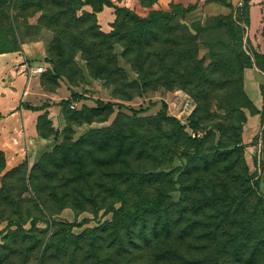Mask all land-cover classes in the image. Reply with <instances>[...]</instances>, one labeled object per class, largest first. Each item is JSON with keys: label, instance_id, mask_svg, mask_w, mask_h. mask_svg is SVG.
<instances>
[{"label": "rangeland", "instance_id": "rangeland-1", "mask_svg": "<svg viewBox=\"0 0 264 264\" xmlns=\"http://www.w3.org/2000/svg\"><path fill=\"white\" fill-rule=\"evenodd\" d=\"M9 1L5 2L9 5V31L0 34V54L18 53L24 60L48 63L39 75L40 87L47 96L34 104L22 93L21 103L42 105L38 110L47 120L42 133L54 139L51 148L34 161L7 166L5 160L0 185L1 174L16 167L20 177L11 180V192L21 200L17 203L25 206L36 198L35 190L27 187L29 173L46 159L54 170L43 181L46 185L60 188L82 172L74 181L79 184L77 191L74 183L61 187L68 190L67 198L77 197L87 204L95 199L106 205L98 209L70 203L54 208L51 203L39 205L37 214L19 217V228L9 225L7 215H3L0 264H69L71 250L65 253L51 241L68 242L70 232L77 234L111 220L113 211L108 208L112 204L163 196L166 200H189L198 188L206 194L230 192L227 201H233L236 221L243 220L245 214L251 215L253 225L262 221L255 199V194L262 195L260 189L254 187L250 196L244 191L246 177L264 169V149L259 143L264 127L252 138L248 135L251 116L260 111L256 112L245 89L244 75L245 71L255 72L258 78L254 83L259 87L264 84V35L254 34L264 25L260 4L249 0L238 20L243 0H90L101 6L98 11L85 0H65L60 5L43 0V8L32 13L22 11L24 3L19 4L20 0ZM178 3L183 4L181 9L176 7ZM153 9H162L170 17L156 16L144 24L142 35L129 50V42L121 39L120 23L124 21L125 27L132 29L138 19L131 15L147 16ZM232 18L236 20L231 28L228 24ZM60 26L66 27L69 38ZM102 34H110V42L96 46ZM250 38L255 40L256 56ZM122 41L127 42V51ZM14 44L19 48L11 49ZM243 52L250 56L244 66ZM98 101L112 105L100 106ZM163 101L167 115L177 117L183 132L193 137L187 126L191 119V127L199 132L197 142L178 138L174 126L158 116ZM139 107L146 109L138 113L130 109ZM108 125L116 128L108 133L104 129ZM147 132L152 136H142ZM43 173L40 168L38 175ZM222 203L219 198L213 204ZM223 208L220 212L207 208L205 219L189 210L182 221L170 227L171 232H160L154 246L144 250L132 247L129 264H235L233 255L221 249L229 224L211 220L214 214L221 215ZM15 228L17 232L13 233ZM180 234L184 236L177 237ZM88 239L82 241L76 264H96L92 256L82 259ZM106 239L101 240L102 250L114 259L109 264H116L119 259ZM256 240L249 239V250L255 248ZM229 247L234 246L230 243ZM257 255L253 261H243L264 264V256Z\"/></svg>", "mask_w": 264, "mask_h": 264}, {"label": "trees", "instance_id": "trees-1", "mask_svg": "<svg viewBox=\"0 0 264 264\" xmlns=\"http://www.w3.org/2000/svg\"><path fill=\"white\" fill-rule=\"evenodd\" d=\"M43 0H20V3L22 4V11L24 12H35L37 9H42L41 6ZM57 5L63 4L65 0H53ZM256 3L261 5L262 10H264V0H255ZM5 2L7 0H1L0 5V34H6L9 31V28L7 26V21H9V12L8 7ZM8 2H10L8 0ZM53 2V3H54ZM249 0H243V4L240 6L241 11L238 14V20L240 19V15L243 13L242 10L247 7ZM13 5L15 1L12 2ZM29 3V4H27ZM84 3H90L94 10H100L101 6L97 4L94 1L85 0ZM33 4H36V6H33ZM59 4V5H60ZM178 9L182 8V3L175 4ZM32 7V9H31ZM188 9L187 6H185ZM132 17L138 19V25H136L134 28L128 30L127 27H125V22L120 23L121 28V39L126 38L127 42H129V50L130 46L133 45L135 41H138L137 39L140 38L143 32L144 24H147V22L154 21L156 19V16L167 18L168 13L162 9H153L150 11L149 15L147 16H139L136 14L131 15ZM242 17V16H241ZM236 18H232L228 24L231 28L234 27ZM57 23V22H56ZM61 29L65 36H66V27L60 26L58 27ZM254 34H261L264 35V25L258 26L255 29ZM103 38L106 37L107 40L104 41L103 38L100 40V42L96 43V46H101L103 44L107 45L109 44V36L110 34H102ZM68 36H66L67 38ZM69 38V37H68ZM140 41V40H139ZM254 38L249 39V45L252 49V53L257 55L256 45L254 43ZM66 42V41H65ZM70 42V40H69ZM127 42L122 41V44L125 46V51H127ZM1 44V42H0ZM70 43H68L69 45ZM67 45V46H68ZM11 46V49L19 48L17 44H14ZM241 63L242 66L246 65V63H249L250 56L249 54H246L243 52ZM108 76V74H107ZM260 90L262 97H264V84L260 85ZM100 106H106L110 107L112 103L106 102L103 104L101 101L97 102ZM27 108L38 110L42 108V105L39 107H34L26 104ZM133 113H138L145 111V107H139V108H130ZM166 102H162V109L159 110L158 116L161 118H164L168 120L173 126L175 132L178 134V138L182 140L190 139L192 142H197L199 140V137H196L194 135L193 137L187 136L185 132H183V125L179 123V119L175 116L167 115L166 111ZM260 111V117L261 121L264 122V104H262V108H257L256 112ZM38 120H37V128L39 130V133L43 136H47V134L42 133V128L46 126L47 120L44 117V114H38ZM190 121V123H189ZM192 121L191 119H188L187 126H190V129L193 131L196 130L191 127ZM116 127H113L111 125H108L104 129L106 132L110 133L109 130H113ZM148 134L142 135V136H152V132H147ZM264 138V137H262ZM152 138H150L151 140ZM154 139V138H153ZM148 141V138L145 139ZM160 140V139H159ZM152 147V146H151ZM5 167V155L3 150L0 149V172ZM42 168L44 176L38 175V171ZM54 170H51L49 166L47 165L46 159H43L40 161V163H36L33 166V169L31 170V173H29V176L27 178V187H31V189L35 190V197L30 202H28L25 206L21 205V200L17 199L11 192L13 185L11 180L13 178L20 177L17 175V168L12 167L10 169L5 170L1 174V185H0V217L3 215L7 219L8 224H16L17 228L20 227V221L19 217L27 216V215H34L39 212V205L46 206L47 203H51L50 205L54 208V205H60V207L67 205L68 203L72 204L73 206L78 205L77 207H82L84 209H88L91 206L98 208L104 207L106 204L103 202H98L95 199H93L90 204H87L86 202H82L80 200H77L78 198H72L73 200H69L67 196L69 195L68 190L66 188L61 187H68L71 184L74 183V181H78L79 177L81 176V173L74 174L72 178H69L67 182L62 183L60 185V188H57L59 185H46L43 181L45 179H49ZM190 170H187V172ZM253 173V172H251ZM64 179H67L68 176L65 174H62ZM249 178L251 179L249 181ZM246 177L245 187L244 191L248 192V196L252 194L253 188L258 186V178L256 174H252V176ZM71 179V180H70ZM75 185V186H74ZM79 184H73L75 190L77 191L79 189ZM200 187V186H199ZM113 188V187H112ZM186 188V187H185ZM121 189V188H117ZM115 190V187L113 188ZM201 192V193H200ZM184 195H187L186 189H183L182 192ZM255 194V192H254ZM262 194V193H261ZM70 196V195H69ZM230 196V192H216L213 191L211 194H206V192L203 190H200L198 188L197 194H192L189 198V200L186 198H180L178 200H166V196L163 197H151L147 198L145 201L142 202H135L132 204H127V202L121 201L119 206H109V210L113 211V215L111 220L101 223L98 226H94L91 228H85L82 232L73 234L70 232V235L68 236V242L67 240L65 242L53 240L51 243L55 245V248H63L65 253H68L69 250H71L70 255L68 256V263L69 264H76L78 255L81 251V248L83 247V240H87L86 243V249H85V255L82 257V259L87 260L88 256H92L94 260L96 261V264H109L112 263L114 259H111V254L104 253L102 248H104V244L101 240L105 239V242L107 241L106 238H109V241L106 243L108 247H113L110 250H113V253L117 255L118 261L116 264H129V253H132V247L133 249H139L140 247L142 250L154 246V242L159 239L160 232L163 231L165 234L171 232V226L172 228L183 219V214L191 210L193 213L197 214L198 217H201V215H204L205 219L207 217V208H216L220 212L222 207L223 212L221 215L214 214V217L211 219L213 222H216V224L221 225L222 222L226 221L228 223L229 227L224 229L226 230L227 236L225 240L222 242L221 249H225L228 251L231 255H233V262L235 264H247V261H243V259L246 260H254V255L258 254L257 256H264V194L262 195H256V207L258 208V211L262 215V221L258 222V224L255 222L253 225L251 222V215L245 214V217L243 220L236 221V210L235 207H233V201L230 200L227 201V197ZM54 198V199H52ZM96 198V197H95ZM219 198H221L224 203L214 205L215 201H217ZM90 199V198H89ZM77 200V201H76ZM73 201V202H70ZM87 205V206H86ZM214 205V206H213ZM247 212V210H245ZM203 219H201L203 221ZM256 220V219H255ZM194 221H199V219H194ZM72 225L71 223H69ZM231 227H234L233 229ZM17 228L13 229V233L17 232ZM184 236L183 234L178 235L177 237ZM256 238L255 248L253 250L248 249V241L251 238ZM66 239V238H65ZM64 239V240H65ZM104 242V241H103ZM50 243V242H49ZM232 243L234 247L230 248L229 244ZM244 244L245 247L241 248L239 245ZM62 245V246H61ZM224 246H228L224 247ZM140 248V249H141ZM109 250V251H110ZM52 252H56V250L53 249ZM140 258L141 256H137ZM226 264H233V263H226Z\"/></svg>", "mask_w": 264, "mask_h": 264}, {"label": "crops", "instance_id": "crops-1", "mask_svg": "<svg viewBox=\"0 0 264 264\" xmlns=\"http://www.w3.org/2000/svg\"><path fill=\"white\" fill-rule=\"evenodd\" d=\"M42 67V71L36 69ZM44 60H24L21 54L6 52L0 54V149L5 154L7 166H13L23 160L34 161L44 151L51 148L52 135L43 136L37 128L38 114L42 110H31L21 103L22 93L29 103H37L47 92L40 87L39 75L47 69ZM245 89L257 108L264 104L258 78L255 72H244ZM42 103V102H40ZM248 135L257 134L264 122L260 113H254ZM249 138V137H248ZM264 149V138L261 142ZM258 186L264 194V169L259 168Z\"/></svg>", "mask_w": 264, "mask_h": 264}, {"label": "built area", "instance_id": "built-area-1", "mask_svg": "<svg viewBox=\"0 0 264 264\" xmlns=\"http://www.w3.org/2000/svg\"><path fill=\"white\" fill-rule=\"evenodd\" d=\"M41 69H42V67L40 66V67H38L36 70H38V71H39V70H41ZM71 106H74V104L72 103V105H71ZM190 130H191V133H192V135H196V134H197V135H199V132H197V133H196V132H195V131H193L192 129H190Z\"/></svg>", "mask_w": 264, "mask_h": 264}]
</instances>
